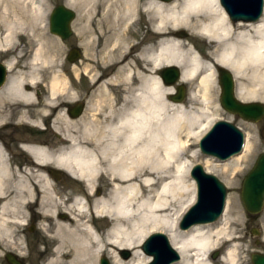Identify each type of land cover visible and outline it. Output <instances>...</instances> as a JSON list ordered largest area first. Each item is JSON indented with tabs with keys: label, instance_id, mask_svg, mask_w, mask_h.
Segmentation results:
<instances>
[{
	"label": "bare ground",
	"instance_id": "bare-ground-1",
	"mask_svg": "<svg viewBox=\"0 0 264 264\" xmlns=\"http://www.w3.org/2000/svg\"><path fill=\"white\" fill-rule=\"evenodd\" d=\"M28 1L29 14L39 20L42 6ZM65 4L78 8L86 26L76 28L85 35L81 44L96 50L95 55L111 56L123 44L122 52L109 63L126 84L123 103L109 111L101 127L85 122V114L73 119L63 109L73 100L67 98V78L55 73L48 74V84H41L46 92L40 100L35 90L40 86L41 66L47 62L40 43L27 69L10 73L0 90V123H13L9 120L15 115L36 126L48 119L59 138L48 145L26 140L22 149L30 158L17 168L0 141V242L18 248L17 227L25 223L26 210L35 204L39 228L52 244L46 264H94L108 251L112 264H146L151 256L142 244L157 231L165 233L180 254L172 264H245L239 256L240 239L227 226L229 199L216 221L185 230L178 229L177 223L195 197V182L188 174L198 155L192 146L221 111L217 104L213 106L219 90L218 69L232 73L238 100L264 102V4L254 21H233L220 0H67ZM7 13L4 7L0 14L5 42L14 29L13 22L5 19ZM140 16L149 24L150 35L134 41L129 26ZM179 29H186L202 49L176 36ZM6 45L0 40V49ZM5 63L8 71L15 68L13 59ZM171 65L180 68L179 80L189 84L186 104L167 99L176 86L163 83L159 72ZM111 79L117 77L101 82ZM101 82L96 88L106 85ZM88 103L85 111L92 106L100 114L99 104L95 108ZM80 124L85 138L70 132L71 126ZM251 143L248 131L241 152L221 170L212 169L226 178L227 169L235 170L249 154ZM51 165L84 186L76 185L82 190L75 188L66 204L45 172ZM105 183L103 192L99 188ZM222 237L231 243L223 247ZM220 247L222 253L211 260V252ZM119 249L132 250L131 258L122 261L115 254Z\"/></svg>",
	"mask_w": 264,
	"mask_h": 264
},
{
	"label": "rangeland",
	"instance_id": "rangeland-1",
	"mask_svg": "<svg viewBox=\"0 0 264 264\" xmlns=\"http://www.w3.org/2000/svg\"><path fill=\"white\" fill-rule=\"evenodd\" d=\"M32 2L34 5L40 4L42 6L44 14L42 17H40L39 20L33 19L32 15L29 14L31 3L28 0H0V14L2 10H4V7H7L8 13L5 19L7 18V20L12 21V26L14 28L13 36L8 42H5V40L3 39V30L5 28V25L0 20V40L2 43H5V45L7 43L5 48L0 49V63L6 65L5 62L13 59V61L15 62V68L12 71H8V73L10 74L16 73L18 71H24L27 69L29 58L40 43L42 45L43 55L47 59V62L41 66L42 77L37 81V85H40L39 88L42 87L41 84H48V74H63L67 78L68 88L70 89V91L66 90L68 99L81 101L83 96H85L84 98L88 99L89 101V106L95 104V108L100 106L102 107V110L99 111V114L96 109H94V107L88 106L89 108H87L83 113L85 114L84 121L97 124L99 127L103 126L109 119V111L111 109L115 110L119 108V106L123 103V96L125 95L126 91V84L120 80L121 73L119 74L116 71V67L114 65L109 64L110 62L114 61L113 58H116V56L122 52L123 44H120L122 48L118 47L115 51L113 50L114 52L112 51L113 53H111V56H107L103 52L101 54L96 53L95 55L96 50L90 49L87 44H81L82 39L85 37V35L82 34V32L79 33L76 28L80 27L84 29L86 26L84 21H82L83 17L80 18L79 16V12L77 10L78 8H75V6L71 7L70 5V8L73 9L76 14L75 18L71 22L72 34L67 39L62 40L49 32V15L51 10L56 5L67 3V0H32ZM74 4L78 6V2H74ZM66 5L68 6V4ZM148 26L149 24L145 21L143 16L136 17V22L133 25L129 26L130 36L134 41H139L143 37V35H146L148 37L150 35ZM87 29L90 30L88 27ZM119 29L120 28H118V30ZM181 32L186 33V35L181 36ZM176 36H179L187 42L191 41L194 45L202 49L200 42L194 41L186 29L177 30ZM151 38L152 36L147 39ZM88 39L89 37L86 38V40ZM72 48H77L81 53L79 58L74 62H70L67 59L68 53ZM23 64H25V66H23ZM100 77L104 78L106 81L110 77H114V79L117 77V79H111L108 82H101L102 79ZM99 82H101L100 84H106L107 87H105L106 85H100L96 88L95 84H98ZM217 82L219 90L216 96H214L213 106L216 107L217 104L221 111H219L218 116L215 120H228L238 126L245 133V135L249 131L250 139L252 142L249 149V154L244 157L242 162L238 163V166L235 170H233L231 167L228 168L225 172V178L220 171L212 168L216 166L221 170V166L230 158L225 161H220L215 157L205 156L199 151L198 141L196 140V145L192 146V148L197 151L198 155L195 160L192 161L189 167H191L195 163H200L203 165L205 170H207L208 172L210 171L209 173L215 174L225 184L227 188L226 204L228 199L231 201V211L227 226L228 229L232 232V236L234 238L237 237L240 239L238 240V242L240 243V258L245 261V264H249V251L253 248L249 240V228L252 227V225L247 220V213L240 200V185L243 176L252 167L257 156L260 153L264 152V137L259 134V130L261 127V123H259L260 121H244L242 118L232 115L222 108L219 103L220 85L218 79ZM179 84H183L186 87L187 97L181 103L186 104L190 101L188 100L189 84L182 83L178 79L173 85L177 86ZM91 90H94L93 94L95 95H88ZM71 95H73L74 97L71 98ZM39 99L41 100L42 98ZM191 101L194 102L196 100L193 99ZM98 104L100 106H98ZM94 116H97V119H95ZM13 117L14 118L9 120L14 121L13 123H11L13 124V127H9L6 130H0V141L4 146H7V148L5 149L6 154L10 159V163L14 165V167L17 168L19 164L27 163V160H29L30 158L29 155L22 149V145L26 143V140L39 144L44 143L47 145L52 144L53 142H58L57 140L59 137L55 135V132L51 127L48 119L44 120L43 122H41V124L36 126L30 124V122L24 123V121L20 120V116L18 115H15ZM32 118L33 120H36L37 117L33 116ZM71 127L72 128H70V132H72L74 135L78 136L80 134V137H86V135L84 136L82 132L81 124L79 125V127L76 125H73ZM63 180L64 182L58 184L65 187L66 189L58 191V196H60L61 199H64L63 204H66L67 198L73 195V193L71 194V192L75 188H78L79 190L80 187L73 185L72 187L67 188V185H63L65 184V182L68 183V181H74L73 177L68 175L67 173H65V177L63 178ZM107 186V183H105V186H100L99 189H102L101 191L104 192L106 191ZM26 215L27 217L24 218V220H26L25 223L20 227H17V236L19 240L16 242V244L18 245L16 246L18 248L16 247L17 249L15 250V248L12 249L10 247H7L5 241L0 242V264H8L4 258L7 252H12L14 254L18 253L19 250L20 254H18L19 256L17 255V257L19 260L23 261V264H46L51 253L52 244L48 241L46 233L42 232L39 228L41 218L39 217L38 210L35 204L32 205L31 210H26ZM30 222L33 223V230H30V228L28 227ZM259 225L263 230L262 232L264 233V212L262 213ZM105 226H107V224L102 227V230L106 228ZM177 228L179 229L178 223ZM220 240V243H223V247L228 243H231L224 237H222ZM223 247L213 250L211 252L210 259L217 260V258L223 251ZM124 250L130 252V255L127 258L122 256L121 252ZM215 252H217L216 256H214ZM115 254H117V256L125 262L131 258L132 250L119 249L115 251ZM110 255L111 253H109V251L105 254H101L95 260L94 264H99V258L102 256L106 257L109 263L112 264ZM141 255L147 256L145 253ZM151 259L152 258H150V260ZM148 262L146 264H148Z\"/></svg>",
	"mask_w": 264,
	"mask_h": 264
},
{
	"label": "water",
	"instance_id": "water-1",
	"mask_svg": "<svg viewBox=\"0 0 264 264\" xmlns=\"http://www.w3.org/2000/svg\"><path fill=\"white\" fill-rule=\"evenodd\" d=\"M170 1V0H165ZM233 21H254L263 10L264 0H220ZM75 18V11L65 3L55 6L49 15V32L59 36L62 40L71 34V22ZM186 33L181 32V36ZM81 55L77 48H72L67 56L74 62ZM180 69L175 65L167 66L159 72L165 84H174L180 76ZM5 66L0 63V86L2 85ZM219 85L221 87L220 105L230 114L237 115L243 120L259 122L264 120V104L258 101L243 102L234 94V79L226 68L218 69ZM187 97L183 84L176 86V91L168 96L169 100L182 102ZM80 112V107H75ZM77 112L76 115L79 113ZM75 115V116H76ZM244 132L234 123L219 119L212 123L209 129L200 137L198 148L206 156L215 157L220 161L227 160L238 154L244 145ZM190 177L195 182V201L183 214L178 226L185 230L197 224L213 222L222 214L227 188L225 184L212 173L207 172L200 163H195L189 170ZM240 200L247 213H259L264 206V152L260 153L252 167L243 176L240 185ZM142 250L152 257L148 264H172L180 259V254L170 244L168 236L159 231L151 233L143 242ZM127 258L129 251H122ZM217 252L214 253V256ZM8 264H23L18 257L7 252L4 256ZM99 264H110L106 257H100ZM254 264H264V256H259Z\"/></svg>",
	"mask_w": 264,
	"mask_h": 264
},
{
	"label": "flooded vegetation",
	"instance_id": "flooded-vegetation-1",
	"mask_svg": "<svg viewBox=\"0 0 264 264\" xmlns=\"http://www.w3.org/2000/svg\"><path fill=\"white\" fill-rule=\"evenodd\" d=\"M1 62V61H0ZM10 74L8 73V71L5 73L4 75V79L2 82V85L0 86V90L3 88L4 84H6L8 76ZM101 78V77H100ZM104 79V78H101ZM97 85V84H96ZM44 85H42V87L37 88V90H35V94L38 96V98H42L46 92L45 87H43ZM96 87V86H95ZM92 90L88 93V95H91ZM85 96H83V98L81 99V101L78 100H73L71 101L68 105H66L63 109L68 111V115L73 117V119H79L83 116V113L85 111L86 105H87V99L84 98ZM79 106L80 107V112L77 111V109H75V107ZM71 108V109H70ZM77 112L79 113L78 115ZM76 115V116H75ZM259 123H261V127L259 130V134L261 136L264 137V121H260ZM9 127H13L12 124L9 123H0V130H6ZM59 146H63L62 144H59ZM45 172L48 176H50V178L52 179V182L54 184L53 188L56 191H61L66 189L63 186H60L58 183L64 182L63 178L65 177V171L56 168L54 166H48L47 168H45ZM69 175V174H68ZM74 179V178H73ZM69 184V185H68ZM63 185H67V188L72 187L73 185H82V183H80L79 181H77L76 179H74L73 182L68 181L65 182V184ZM84 188V186H83ZM264 212V207L263 209L259 212V213H247V220L251 223L252 227L249 228L250 234H249V240L251 243V246L253 247L250 251H249V264H254L256 259L259 256H264V233L262 232L263 230L260 228V219L262 217V213ZM28 227L30 228V230H33V223L30 222V224L28 225Z\"/></svg>",
	"mask_w": 264,
	"mask_h": 264
}]
</instances>
